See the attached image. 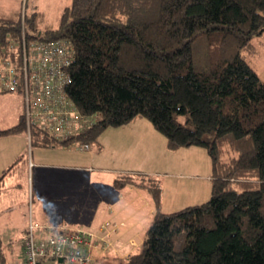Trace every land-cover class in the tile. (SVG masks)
Wrapping results in <instances>:
<instances>
[{"label": "trees", "instance_id": "obj_1", "mask_svg": "<svg viewBox=\"0 0 264 264\" xmlns=\"http://www.w3.org/2000/svg\"><path fill=\"white\" fill-rule=\"evenodd\" d=\"M21 4L0 14V49L19 38ZM26 6L29 36L73 48L66 94L93 119L78 140L145 117L168 149L209 157V198L171 212L156 178L115 176L114 188L134 184L154 204L140 249L120 264H264V79L246 57L264 33V0H70L44 29ZM24 131L20 114L0 136ZM29 143L57 144L37 130ZM21 159L0 172V191Z\"/></svg>", "mask_w": 264, "mask_h": 264}, {"label": "rangeland", "instance_id": "obj_2", "mask_svg": "<svg viewBox=\"0 0 264 264\" xmlns=\"http://www.w3.org/2000/svg\"><path fill=\"white\" fill-rule=\"evenodd\" d=\"M69 2L70 0H27L26 12L41 11L40 26L43 29L55 28L62 7ZM19 5L20 0H0V14L9 12L14 14L13 10H16ZM256 38L264 39L260 35L254 37L253 40H256ZM249 61L250 64L254 65L250 57ZM260 62L264 65V57ZM260 68H258V73L263 78L264 69ZM19 100L21 101V97L18 93H0V129L16 123L15 111L20 103ZM176 117L181 122L185 121L184 115H177ZM140 118L151 125L147 118ZM19 133L21 135L10 134L8 139L15 144L17 150L22 152L24 156L18 161L13 174L7 178L0 191V264H23V240L29 218L40 224H47L52 220H61L70 225L94 230L97 223L103 219L108 205L104 197L94 191L93 188H96L94 185L98 184H95L91 179L92 173L86 174L80 181L74 180V178L62 180L61 176L63 175L61 173L68 172V170H60L56 167H52V169L43 168L40 169L43 171L42 173L39 171L40 177L37 174L38 171L31 165V160L35 161V166L45 167L66 162L67 160L59 152L60 148L67 149L73 155L79 156L87 154L89 150L97 151L99 136L91 142L90 149L80 150L57 144L36 145L35 143H28L26 134L24 132ZM158 134L164 138L161 133L158 132ZM200 148L205 150L204 147ZM98 156L94 161L81 160L78 165L86 167L82 169L86 171L85 173H88L87 167L97 170L96 172L100 171L98 167H104L108 169L104 174L106 177L121 173L118 170L120 164L112 160L108 154L103 152ZM176 157L178 160L181 158L198 160L193 154L176 155ZM207 160L209 166V157ZM46 170H49L50 176L55 175L56 177H45ZM70 174H73V172ZM194 180L196 179L183 176L180 179L161 177V183L163 182L164 185L163 210L165 212L175 211L187 205L206 201L209 198L210 183L208 184V182L206 188L202 186L200 191H184L185 183L193 186ZM178 181H182V185ZM59 189L62 191L59 192ZM143 223L148 228L151 218L144 219ZM120 263V260L111 258H98L91 261V264Z\"/></svg>", "mask_w": 264, "mask_h": 264}, {"label": "crops", "instance_id": "obj_3", "mask_svg": "<svg viewBox=\"0 0 264 264\" xmlns=\"http://www.w3.org/2000/svg\"><path fill=\"white\" fill-rule=\"evenodd\" d=\"M261 36L264 38V33ZM246 57L249 63L250 57V60L254 64L250 65L257 73L258 68L261 67L264 69L263 63L261 64L260 62L264 57V39L260 40V38H256V40H253L251 51L246 53ZM258 75L261 77L259 73ZM262 79H264V77ZM21 110L22 98L19 105L16 107V111L14 110L17 118L16 122L21 114ZM16 135H21V133H16ZM8 137L9 135L0 136V172L7 168L16 157L22 156L23 158L24 156L22 152L17 150L15 144L11 142ZM60 149L59 152L64 156L65 160H67L66 162L54 166L47 165L45 167L35 166V161L33 162L31 160V164L32 167L38 171L37 174H39L38 176L40 177V172H43L40 169H52V167H56L60 170H68V172L61 173L63 175L61 176L62 180L74 178V180L80 181L83 176L92 173L91 179L95 184H98L94 185L96 188L93 189L98 195L104 197L108 205L103 219L97 223L94 230L89 231L99 235L107 234L106 237L110 242L106 252L101 253L95 250L93 259L111 258L118 259L121 262L137 252L144 241L147 229V225L143 223V220L151 218L152 221L154 204L150 194L144 188L134 184H128L120 189L114 188L112 181L115 176L110 175L106 177L104 174L108 169L104 167H98V170H100L99 172H96L97 170L95 171V169L91 167H87L88 173H85L86 171L82 169L86 167L78 165L80 164L78 162L81 160L94 161L99 157V154L104 152L108 154L112 160L120 164L118 170L121 171V173L129 172L156 178L161 187L160 207L164 212V185L163 182L161 183V177L180 179V177L183 176L196 179L194 180L193 186H189L185 183L184 191H200L202 186L206 188L207 182L208 184L210 183L211 187V166L210 161L208 166V157L205 150L197 146L168 149L165 138H162L152 125L148 124L140 117L134 118L125 125L104 129L99 135L98 152L89 150L87 154L79 156L73 155L72 152L67 149ZM184 154H193L198 160H185L182 158L178 160L176 157V155ZM13 172L11 174H13ZM45 172V177H56L55 175L50 176L48 173L49 170ZM71 172H73V174H70ZM11 174L5 177L4 183ZM178 182L182 185V181ZM58 191L61 192L62 190L59 189ZM105 222H109L108 225H105ZM49 224L74 226L64 223L61 220H52Z\"/></svg>", "mask_w": 264, "mask_h": 264}, {"label": "built area", "instance_id": "obj_4", "mask_svg": "<svg viewBox=\"0 0 264 264\" xmlns=\"http://www.w3.org/2000/svg\"><path fill=\"white\" fill-rule=\"evenodd\" d=\"M21 1L19 38L0 49V93L21 96L28 143L37 130L58 145L87 150L91 144L76 137L92 126L93 119L81 115L66 94L73 48L64 39L29 36L26 0ZM25 232L23 264H91L95 250L104 253L110 245L107 234L79 226L40 224L31 218Z\"/></svg>", "mask_w": 264, "mask_h": 264}, {"label": "water", "instance_id": "obj_5", "mask_svg": "<svg viewBox=\"0 0 264 264\" xmlns=\"http://www.w3.org/2000/svg\"><path fill=\"white\" fill-rule=\"evenodd\" d=\"M40 34V32H38V35Z\"/></svg>", "mask_w": 264, "mask_h": 264}]
</instances>
